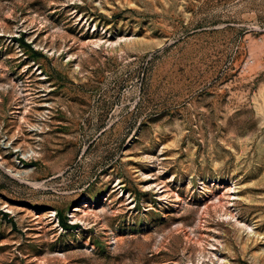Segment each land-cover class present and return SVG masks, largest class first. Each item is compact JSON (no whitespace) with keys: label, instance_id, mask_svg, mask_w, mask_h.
I'll list each match as a JSON object with an SVG mask.
<instances>
[{"label":"rangeland","instance_id":"374dc122","mask_svg":"<svg viewBox=\"0 0 264 264\" xmlns=\"http://www.w3.org/2000/svg\"><path fill=\"white\" fill-rule=\"evenodd\" d=\"M263 95L264 0H0V264H264Z\"/></svg>","mask_w":264,"mask_h":264},{"label":"bare ground","instance_id":"6f19581e","mask_svg":"<svg viewBox=\"0 0 264 264\" xmlns=\"http://www.w3.org/2000/svg\"><path fill=\"white\" fill-rule=\"evenodd\" d=\"M129 41H130V39H129ZM98 42H100V41H98ZM94 44V43H93ZM95 44H97L96 42H95ZM113 44V43H112ZM121 44H122V42H121ZM117 49V48H116ZM52 54H53V52H52ZM39 69V68H38ZM42 72V71H41ZM43 74V73H42ZM42 76V75H41ZM44 77V76H43ZM43 80V79H42ZM264 96V95H263ZM43 107V106H42ZM48 108V107H47ZM17 109V108H16ZM49 109V108H48ZM23 116H21V117H19V120L21 121V120H23V118H24V116L26 115V111H24L23 113ZM43 116H44V114H43ZM16 118H18V117H16ZM19 123V122H18ZM22 123H24V122H22ZM39 127V126H38ZM39 130V129H38ZM18 149V148H17ZM18 151V150H17ZM23 155V154H22ZM32 155H35V152L34 151H30V154H24L23 156H22V159L23 160H27L28 158H30V157H32ZM3 159V158H2ZM22 171V170H21ZM23 173V172H22ZM147 177V176H146ZM145 177V175H143L142 173L140 174V180H144V178H146ZM229 187V186H228ZM227 187V188H228ZM150 187L149 186H147V190L149 189ZM230 189H234L233 188V186L230 188ZM227 190H229V189H227ZM165 191V190H164ZM230 191V190H229ZM166 195H167V193H166ZM89 206H88V202H85L84 204H82L81 206H78V207H75L74 209V213H77V214H81V213H83V215H88L87 214V208H88ZM207 207V206H206ZM217 207V206H216ZM209 209V208H208ZM204 212H206V210L204 211ZM203 213V212H202ZM231 215V214H230ZM89 216V215H88ZM84 217H86V216H84ZM78 218L79 217H77V216H74V219L73 220H78ZM88 218V217H87ZM81 219H83V218H81ZM80 219V220H81ZM86 219V218H85ZM79 221V220H78ZM86 222V221H85ZM85 224V223H84Z\"/></svg>","mask_w":264,"mask_h":264}]
</instances>
